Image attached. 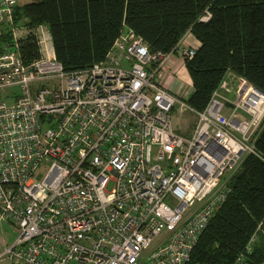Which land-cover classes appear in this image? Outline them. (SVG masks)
<instances>
[{"label": "built area", "instance_id": "2783aa9c", "mask_svg": "<svg viewBox=\"0 0 264 264\" xmlns=\"http://www.w3.org/2000/svg\"><path fill=\"white\" fill-rule=\"evenodd\" d=\"M29 1L0 0L9 36L0 41V222L18 231L0 259L187 264L241 162L256 154L264 94L229 76L203 111L191 109L165 82L195 54L190 32L162 53L123 28L102 61L68 72L46 25L14 21ZM31 33L39 57L25 62L19 45ZM174 112L193 114L189 134L175 131ZM256 237L233 264H246Z\"/></svg>", "mask_w": 264, "mask_h": 264}, {"label": "trees", "instance_id": "16d2710c", "mask_svg": "<svg viewBox=\"0 0 264 264\" xmlns=\"http://www.w3.org/2000/svg\"><path fill=\"white\" fill-rule=\"evenodd\" d=\"M14 21L29 28L46 25L54 55L68 72L102 61L123 28L140 36L151 52L162 53L190 32L198 42L195 54L184 59L191 109L203 111L229 76L264 94V0H33L14 8ZM1 32L0 41L8 40ZM19 52L25 62L39 57L32 33ZM255 140L256 154L241 162L187 264H233L255 233L245 263L264 260V125Z\"/></svg>", "mask_w": 264, "mask_h": 264}, {"label": "rangeland", "instance_id": "374dc122", "mask_svg": "<svg viewBox=\"0 0 264 264\" xmlns=\"http://www.w3.org/2000/svg\"><path fill=\"white\" fill-rule=\"evenodd\" d=\"M185 41L188 46L190 45L192 47H196L195 40L192 39L190 34ZM165 78V82H168L167 87L172 91V93L176 94V96L184 97L190 92L192 86L184 62L173 63L172 68L168 71ZM9 91H11L13 95H16L19 93V87L14 86ZM13 101V97L6 100L7 103H11ZM194 119L193 114H189L187 112L181 114L174 112L171 115L173 127L180 135H187L191 132L190 129L195 122ZM17 234L18 231L14 226L6 222H0V254L13 243ZM0 264H18V262L12 256L4 255L0 259Z\"/></svg>", "mask_w": 264, "mask_h": 264}, {"label": "crops", "instance_id": "0c3cea01", "mask_svg": "<svg viewBox=\"0 0 264 264\" xmlns=\"http://www.w3.org/2000/svg\"><path fill=\"white\" fill-rule=\"evenodd\" d=\"M190 35H191V33H190ZM191 36H192V35H191ZM192 39L195 40V39L193 38V36H192ZM195 44H196V46H197V44H198L197 40H195Z\"/></svg>", "mask_w": 264, "mask_h": 264}]
</instances>
